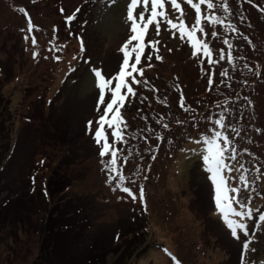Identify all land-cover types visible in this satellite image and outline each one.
<instances>
[{
	"label": "rangeland",
	"instance_id": "obj_1",
	"mask_svg": "<svg viewBox=\"0 0 264 264\" xmlns=\"http://www.w3.org/2000/svg\"><path fill=\"white\" fill-rule=\"evenodd\" d=\"M129 2L0 0V264H88L94 244L102 241L105 249L100 250L107 253V264L115 258L108 252L137 243L143 249L129 264H174L169 252L181 264H241L247 237L242 232L238 233L239 239L232 237L216 213L201 146L185 136L187 147L182 151L181 142L172 151L166 140L162 144L163 139L156 138L153 122L167 108L156 104L158 91L151 87L134 85L136 95H129L121 109L130 134L125 154L131 151L124 167L131 180L125 186L131 187L137 198L133 200L119 189L113 191L114 183L106 182L108 172L103 170L99 146L87 124L97 118L98 88L91 68H101L106 76L118 71L122 60L118 49L129 35ZM179 2L186 23L191 24L194 10L184 0ZM238 2L227 0L230 11L218 8L217 15L229 23L232 13L244 12L245 6ZM166 11L173 19L179 14L170 3H166ZM254 13L249 9L250 21L262 29L257 15L252 17ZM70 16L73 18L68 20ZM29 19L34 26L31 31ZM166 27L161 25L159 35L154 26L150 28L146 40L159 41L157 47L163 59L153 56L149 62L142 57L138 67H143V77L137 78L146 79L162 92L160 87L166 89L165 79L171 83L173 72H178L193 102L207 98L204 91L208 70L213 73V87H218L221 81L215 79L223 61L215 68L198 62L190 46ZM212 30L207 28L214 49L224 45L225 36L230 41L236 36L217 26L222 35L216 39L210 36ZM260 48L264 58V47ZM259 72L256 99L260 118L255 115L245 124L233 122L230 125L239 135L231 128L228 132L237 153L232 163L235 168L243 164L252 182L241 196H251L245 202L264 211V62ZM165 94L167 100L171 99L170 93ZM208 116L216 118L211 113L198 114L189 124L190 130L185 129L188 135L212 129L205 119ZM95 126L93 123V130ZM257 168L259 171H254ZM240 172L243 169L232 175L238 177ZM64 177L69 187L50 197L48 183H60ZM141 185L143 202L139 198ZM61 206L63 212H70L68 223L78 228L75 232L63 229L52 216ZM16 211L23 215L22 221L10 218ZM257 218L254 213L253 219L246 221L252 239L244 251V264H264V222L253 235ZM48 222L53 227L52 237L45 233ZM74 242L78 243L76 248Z\"/></svg>",
	"mask_w": 264,
	"mask_h": 264
},
{
	"label": "snow or ice",
	"instance_id": "obj_2",
	"mask_svg": "<svg viewBox=\"0 0 264 264\" xmlns=\"http://www.w3.org/2000/svg\"><path fill=\"white\" fill-rule=\"evenodd\" d=\"M184 2L194 10V20L191 24L186 23L184 9L179 0H130L126 6V22L129 24V35L118 49L122 53L118 71L106 76L101 68H91L98 88L97 118L95 122L89 120L87 124L93 134L95 143L99 146L98 154L101 157L100 162L103 165V170L108 172L106 182L114 183L113 191L119 189L127 193L133 200L137 198L136 193L131 187L125 186L126 181L131 180V176L126 175L124 172V167L130 160L131 151L128 150L125 154V146L128 144L130 134L127 131L128 125L121 114V109L129 95H136L134 85H143L146 88L151 87L154 92L158 91L146 79L137 78V75L143 77V67H138L142 63V57L149 62L153 59V56L156 60L163 59L159 55V48L157 47L159 41L146 40L150 28L154 26L156 34L159 35L161 25H166V30H169L173 36L178 33L179 38L190 46L191 55L198 62H206L212 68H215L220 61L232 64L236 59L232 52L234 45L226 36L223 38L222 43L227 45V52L223 48L214 49L208 39V27L213 29L210 36L216 39H219L222 35L218 32L217 26H223L226 30L234 33L239 31L232 23H226L224 18L217 15L218 8L225 13L230 11L227 0H219V3L214 2V0H184ZM166 3H170L173 10L179 13L174 19L166 11ZM72 18L70 16L68 20ZM33 27L29 19L28 30L31 31ZM32 43L33 45L37 44L35 36L32 37ZM80 43L83 52V41L81 40ZM36 55L37 53L33 52V56ZM214 56L218 58H214ZM54 59L59 60L60 57L55 56ZM147 66L150 67L151 64L149 63ZM202 71H205V69H202ZM208 71V84L211 86L213 84V73L210 69ZM227 75V70L221 66L219 76L225 77ZM223 82L221 80V83ZM163 102L167 103L166 98ZM178 102L179 106L186 112L193 111L190 105H185L182 92ZM205 119L211 122V134L200 133L199 139L195 143L202 148V165L208 174L207 179L211 182L215 211L221 216L232 237L239 239L238 233L240 232L247 237L243 241V250L246 251L252 239L246 221L253 219V215L256 213L258 218L255 220L254 235L256 228H259L260 223L264 222V211L253 209L250 203L245 202V199L250 201L251 196L247 198L241 196L242 190L248 189L252 182L248 180L246 176L248 169L244 168L243 164L239 165V168H235L232 163L236 160L237 153L236 148L232 147L233 140L227 131L232 126L227 123L225 112L222 111L218 118L208 116ZM93 123L96 125L94 130ZM178 123L182 122L178 121ZM163 127L168 128L169 125L165 123ZM232 131L239 135L236 129L233 128ZM156 138L163 139L159 135ZM240 169H243V172H240L238 177L232 175L234 171H240ZM254 171L258 172L259 169H254ZM131 182L135 183L134 180ZM139 198L141 202L144 201L143 185L139 188ZM144 207L146 211V204ZM165 251L167 252V249ZM244 251L241 253V264H244ZM168 255L171 256L174 264H181V261L175 255L170 252Z\"/></svg>",
	"mask_w": 264,
	"mask_h": 264
},
{
	"label": "trees",
	"instance_id": "obj_3",
	"mask_svg": "<svg viewBox=\"0 0 264 264\" xmlns=\"http://www.w3.org/2000/svg\"><path fill=\"white\" fill-rule=\"evenodd\" d=\"M238 3L239 5L245 6L244 12H236V15L235 13H232L230 18V22L239 30L238 32H233L236 36L230 41L234 45L232 52L236 59L232 64L223 61V69L227 70L228 75L220 77L218 74L215 79L217 81L223 80L224 82L214 88L213 85L209 86L208 78H206L204 95L207 98L204 99L203 97H200L199 100L194 102V99H191L193 97H189V90L187 87H184V83L181 82L180 77L177 75L178 72H173V76L170 77L171 83L165 79L164 84L166 89L160 87L162 91L160 92L158 88L157 94L159 96V102L157 100L156 104H159V107L161 108L165 107L167 109L164 111V114L156 116L155 119L158 122L153 123H155V127L157 126L156 130L158 135L163 137L161 143L166 140L168 148L172 151H174L175 146H178L179 144L181 145V142H184L183 140L185 136H189L185 129L190 130L189 124L193 122L198 114L205 113L209 115L211 113L214 117L218 118L221 112L224 111L227 117V123L229 124L233 122H244L245 124L249 118L255 117V115L257 118H260V112L258 111L259 103L256 99L259 95V88L257 87L259 83L256 79L260 77L259 70L264 62V58L261 57L260 53V47H264V0L262 2H259V0H239ZM249 9L255 12L252 14V17L255 18L256 14L260 25L263 24L262 29L256 25L255 21H250L251 17H249ZM221 48H223L225 52L228 50L227 45H223ZM245 65H247V67H245ZM257 75L258 77H256ZM221 88L224 89L221 90ZM167 92L168 94L170 93L169 96L171 99L169 98L167 100L168 95L165 94ZM181 92L184 96L185 105H190L193 111L186 112L179 106L178 101ZM165 98L167 103L163 102ZM135 105L138 106L137 102L134 103V106ZM139 109L140 111L142 110L141 108ZM144 117H146V115L141 116V118ZM241 117L242 120L238 121ZM178 121L182 123H178ZM165 123L169 125L168 128L163 127V124ZM209 126L212 127L211 124ZM232 129L233 127H231V130ZM211 131L212 129L206 130L205 134H211ZM227 131L230 130L227 129ZM68 187L69 182L65 177L60 183L55 181L50 184L48 183L49 195L54 198ZM71 202L69 201V203ZM10 207H12V204ZM61 208L62 206L56 208L52 212V216L57 218L58 223H60L58 225H61L63 229L65 227V230L70 229L71 231L73 230L72 232H75L78 228L71 225L70 222L68 223L70 220V212H63V209ZM7 214L9 215V211ZM10 218H15L20 221L24 219L23 215L17 213V211L10 215ZM49 223L50 222L47 223L45 233L46 235H49L48 237H52L54 231ZM116 236H119V234L117 233L114 237L116 238ZM54 240L56 241L57 239L54 238ZM102 244H105V241H102L97 245L94 244L89 253L90 263L88 264H107L104 260V257H107V253L100 250V248L103 250L105 249ZM72 246L73 248H76L78 243L74 242ZM140 247L141 246L138 243L133 246L125 244L120 249L108 252V254H113L115 257L108 264H129L131 260L137 258L139 250L143 249V247Z\"/></svg>",
	"mask_w": 264,
	"mask_h": 264
}]
</instances>
